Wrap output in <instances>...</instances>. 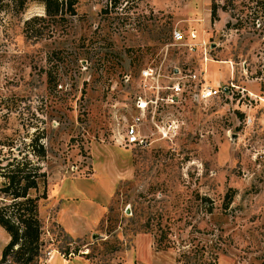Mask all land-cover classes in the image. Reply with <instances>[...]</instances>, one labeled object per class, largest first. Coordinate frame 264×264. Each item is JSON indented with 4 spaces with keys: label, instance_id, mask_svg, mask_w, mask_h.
<instances>
[{
    "label": "rangeland",
    "instance_id": "rangeland-1",
    "mask_svg": "<svg viewBox=\"0 0 264 264\" xmlns=\"http://www.w3.org/2000/svg\"><path fill=\"white\" fill-rule=\"evenodd\" d=\"M116 2L78 0L41 38L24 33L39 4L0 11V143L38 136L48 152L40 264L66 248L88 264H264V0ZM177 71L226 90L197 103L190 81L166 107ZM136 117L145 144L127 146ZM158 227L172 249H156Z\"/></svg>",
    "mask_w": 264,
    "mask_h": 264
},
{
    "label": "trees",
    "instance_id": "trees-1",
    "mask_svg": "<svg viewBox=\"0 0 264 264\" xmlns=\"http://www.w3.org/2000/svg\"><path fill=\"white\" fill-rule=\"evenodd\" d=\"M116 1L113 0L114 6L119 4ZM77 2L78 0H0V11L10 12L11 3L12 10L17 13H22L31 3L39 4L43 8V15L27 19L24 22V33L29 38H41L46 28L57 34L58 30L66 26L68 19L76 17ZM107 13V6L101 9L102 18ZM216 13V7L212 6V21L216 19ZM228 26L229 23L226 24V27ZM164 35L166 36L160 32L159 38L155 41L166 44L169 40L165 41ZM168 37L172 38L171 29ZM141 59L142 57L138 56L135 58L138 63ZM46 79L47 89L53 92L59 82L50 72L46 74ZM25 140L18 145H13L10 140L0 143V228L9 238L2 250L0 264H40L45 248L39 209L41 203L47 200L48 183L44 165L48 152L42 137L36 136ZM211 213L210 209L208 214ZM54 226L68 238L59 225L54 223ZM147 227L150 228L149 223ZM155 246L160 251L172 249L167 231L163 228L158 227L155 233ZM79 251L66 248L61 255L67 259L80 256ZM82 257L88 259L87 255L82 254Z\"/></svg>",
    "mask_w": 264,
    "mask_h": 264
},
{
    "label": "built area",
    "instance_id": "built-area-1",
    "mask_svg": "<svg viewBox=\"0 0 264 264\" xmlns=\"http://www.w3.org/2000/svg\"><path fill=\"white\" fill-rule=\"evenodd\" d=\"M189 38L190 40H195L196 39L195 33H192ZM172 39L175 42H182L184 40L183 35L180 31H174L172 33ZM141 74L143 77L151 76L152 70L143 71ZM168 79L172 81L171 85L167 87L160 86L161 90L168 91V94L166 92V96L160 99L161 102H163L162 104L166 107H178L183 104V102L187 99V94L189 93L187 89V83H189L190 81L199 82V85H197V89H196L197 92L195 93L194 96V99L197 103H204L208 100L219 98L221 92L226 90L225 88H223L222 90L220 88L207 87L202 85L201 82L199 81V77L196 74L181 76L177 71V73H174L173 76L169 77ZM262 99L264 101V95ZM162 104L161 107L163 106ZM145 107H146L145 104H142L140 102L137 103V108L142 112L144 111ZM141 120L142 119L140 117H136L133 120V123L130 126H128L124 140L127 146H138L145 144V141L143 137L140 136L138 130L139 126L141 125ZM163 136L165 135L163 134Z\"/></svg>",
    "mask_w": 264,
    "mask_h": 264
},
{
    "label": "crops",
    "instance_id": "crops-1",
    "mask_svg": "<svg viewBox=\"0 0 264 264\" xmlns=\"http://www.w3.org/2000/svg\"><path fill=\"white\" fill-rule=\"evenodd\" d=\"M8 241H9V238L7 235V239H4V244L6 245L8 243ZM4 246L2 248H0V259H1V254H2V250H3ZM56 258L59 259L61 262L66 263V264H71L72 262H78L79 264H88L87 261L81 257L73 256V257H69V258L65 259L60 254L51 255L46 264H51V262L53 260H55Z\"/></svg>",
    "mask_w": 264,
    "mask_h": 264
}]
</instances>
